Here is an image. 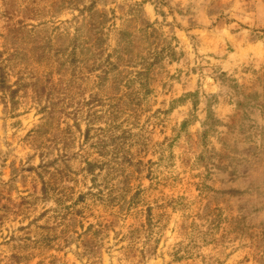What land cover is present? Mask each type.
Returning <instances> with one entry per match:
<instances>
[{"label": "rangeland", "instance_id": "rangeland-1", "mask_svg": "<svg viewBox=\"0 0 264 264\" xmlns=\"http://www.w3.org/2000/svg\"><path fill=\"white\" fill-rule=\"evenodd\" d=\"M15 49L0 264H264V0H0ZM116 107L131 163L88 172Z\"/></svg>", "mask_w": 264, "mask_h": 264}, {"label": "trees", "instance_id": "trees-1", "mask_svg": "<svg viewBox=\"0 0 264 264\" xmlns=\"http://www.w3.org/2000/svg\"><path fill=\"white\" fill-rule=\"evenodd\" d=\"M16 32H21L22 34L19 36L22 40H28V37L30 36L31 31H26L24 29V27H22V25L18 28V30ZM28 36V37H27ZM79 39L80 42H86L87 44L91 43V38L88 36H85V38H82V35L79 34V30H77V36H75L72 40H71V45L73 48H77V44L75 43V41ZM49 40H41L39 46L37 45H32L31 48L32 49H44L48 46ZM44 54V53H43ZM18 60H20L21 62L24 61V57L23 54L20 53L17 49H15L13 51L12 54H10L6 59H2L0 60V90L3 93V99L5 98H9L11 100V102L14 101V96L16 95L17 91L16 88L12 89V86L9 85V72L15 67V63H14V59L18 58ZM40 58H42V55L40 56ZM17 60V59H16ZM72 61V60H71ZM70 61V62H71ZM23 81V78H21L20 76L17 77V80L15 82V85L20 84ZM25 87V85H21L20 88ZM19 88V89H20ZM41 111V110H40ZM44 111V112H43ZM47 110L42 109V113L48 114V115H52L55 113V111L53 112H45ZM122 113V109L119 107H116V110H114V120H111L109 122V126L107 129H93V131L99 132V135H95L93 139H95V141H91V148L95 150V152L99 155V156H103L105 155V150L107 148L106 142L109 141L111 143L112 146V160L109 161L108 163H104V162H100L98 165L97 163H92V162H87L85 164L86 169L88 170V172H93V169L95 167H98L100 170L104 167V166H109L111 163L112 164H116V167H114V165L111 166V169H113L114 172L118 171V167L119 164L118 160H121V163H126V164H130V158L128 157V155L124 152V147L126 146V144L128 143V141H130V137H131V130L130 129H120L119 131L121 132V135L119 137H115V134L110 133V128H114L115 125H117V120L118 118L116 117L117 114H121ZM76 114V113H75ZM121 125L122 123H118V125ZM67 130V129H66ZM65 130V131H66ZM89 129L86 131V133H84V139L86 141L89 140L88 134H89ZM108 134V135H107ZM107 135V136H106ZM118 141V142H116ZM119 152H122L123 154L121 156H119ZM45 168V167H44ZM91 168V169H90ZM110 168V167H109ZM43 195H46V190L45 188L43 189ZM89 197L91 198H97V201L100 202H106L105 199V195L102 194L101 192H99L98 194L94 195V194H83L80 195V197L76 200L75 203H82V202H86V199ZM110 200L112 201V198H110ZM134 205V202L131 201V206ZM72 208V207H71ZM67 209V208H66ZM93 228V227H91ZM96 233H98V231H95ZM86 234V232L84 233ZM46 239V238H45ZM48 240V239H47Z\"/></svg>", "mask_w": 264, "mask_h": 264}]
</instances>
